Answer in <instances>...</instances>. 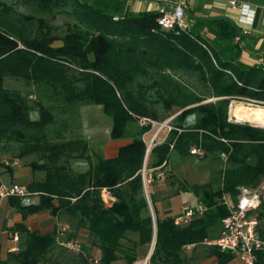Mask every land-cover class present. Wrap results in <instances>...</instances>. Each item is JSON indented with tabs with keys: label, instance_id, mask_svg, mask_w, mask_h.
Masks as SVG:
<instances>
[{
	"label": "trees",
	"instance_id": "16d2710c",
	"mask_svg": "<svg viewBox=\"0 0 264 264\" xmlns=\"http://www.w3.org/2000/svg\"><path fill=\"white\" fill-rule=\"evenodd\" d=\"M15 1L43 14L64 12L75 23L62 36L53 35L42 18L16 15L0 1V167L6 166L1 157L4 138L19 142L20 158L37 155L28 167L33 173H43L26 184L30 195L37 194L36 203L23 204V197L18 196L7 198L21 218L10 227L19 234L21 244L8 256L18 264H39L56 243L58 227L39 233L29 230L25 221L48 210L70 219L75 232L88 231L91 245L99 250L98 264H133L153 235L149 264H182L184 247L205 244V239L219 235L221 220L228 214L222 197L235 199L240 186L255 185L264 175V126L228 119L231 100L243 97L264 103V66L239 60L238 28L222 16L196 18L187 30L178 31L161 28L156 11H132L127 0ZM24 20L36 21L37 30L29 31ZM177 71L194 74L214 100L203 102L197 95L182 94L181 86L171 78ZM7 78L22 80L37 94L38 119L29 117L33 106L27 93L7 87ZM145 78L152 83H144ZM152 89L155 99L148 96ZM88 103L100 106L111 118V140L131 138L113 157L96 155L92 161L83 157L89 150L84 138L63 136L77 121L78 106ZM157 103L165 111L179 108L175 118L181 123L172 125L166 137L153 144L147 167L168 164L172 150L180 157L191 156L193 147L215 157L226 156L218 188L210 183L182 185L207 206L184 226L175 225L174 216L167 212L161 216L155 194L149 193L152 218L144 194L141 169L146 143L142 135L151 125H139L138 118L157 121L153 107ZM196 112L194 124L182 123ZM132 123H137L134 132L128 128ZM57 124L54 140L50 127ZM64 155L85 158L88 167L72 172L59 163ZM103 188L115 198L109 206L101 199ZM257 218L259 236L264 239V203ZM215 229L218 234L212 236ZM208 246L215 264H228L234 258L230 251ZM256 264H264L262 252Z\"/></svg>",
	"mask_w": 264,
	"mask_h": 264
},
{
	"label": "rangeland",
	"instance_id": "374dc122",
	"mask_svg": "<svg viewBox=\"0 0 264 264\" xmlns=\"http://www.w3.org/2000/svg\"><path fill=\"white\" fill-rule=\"evenodd\" d=\"M0 1L10 5L16 15H32L35 19L42 18L50 28L53 35L62 36L68 31V26H72V24L75 23V19L64 12H60L55 16H52L48 13L43 14L35 7L16 2L15 0ZM129 5L130 3L127 1V6ZM24 22H26L28 30L33 31L32 33L37 30L38 23L36 21L28 23V21L24 20ZM57 43L58 42H56V44ZM171 78L172 81L177 82L181 86L182 94L197 95L198 97L205 99L204 101L213 99L212 97H209L210 94L208 88L202 84L194 74L184 71H177L172 74ZM143 81L146 84L152 83V79L149 78H145ZM6 86L9 88L19 89L23 93H27L28 101L33 106V109L29 113V117L32 120L38 119V112L34 104L35 100H37V94L33 91V89H31V87H26L22 80L14 78H7ZM31 95L34 96L32 97ZM148 96L151 99H155L156 92L152 89L148 92ZM194 105L197 104H193V106ZM241 106H244L246 109L248 107H255L248 105V103H246L244 100H231L228 105V117H231L232 114L236 116V109L240 108ZM153 107L155 108L159 119L156 121V124L150 129V131L144 135V139L146 140L147 144H149V141L156 134V139L160 142L166 137V124L172 126L179 125L181 123L180 120L175 118L181 112L179 108L173 107L170 111H165L161 103L154 104ZM256 107L264 108V105H259ZM248 111L250 112V110ZM198 116L199 114L197 112L193 113L182 123L185 125H192L196 122ZM232 119L235 120L234 117H232ZM246 119L247 117L239 120L245 121ZM74 124H78V129H75L77 127H75ZM111 124V118L105 115L103 112H100L98 105L93 103L81 104L78 106L77 121L71 124V129L63 134V136L64 138H71L75 136L84 138L88 142L89 150L83 155V157L87 156L92 161H95L96 155L104 156V153L102 152L104 149H106L108 154H112L115 150V146H113V142H111L112 140L110 138ZM136 125L137 123L128 125V128H130L131 132H134ZM57 126L58 124L50 127L49 134L54 140L57 139V136L53 133V130H55ZM18 143L19 142L17 141H7L4 138L1 141V146H6L1 151L2 160L6 165L4 167H20L22 169L24 168L30 170L28 164L32 160L38 159V156L31 154L25 156L24 158H20L18 156ZM150 150L151 149H149L147 153L145 152L144 159H147V163L150 162L151 159ZM71 159L85 158H71L67 155H64L60 158L59 163L67 165L72 172L80 171L77 167L71 165ZM15 160L18 161V164L16 165L13 164ZM226 166V158H222L221 155L215 157L212 154L204 153L202 156L191 155L187 157H180L175 151L172 150L168 157V168H170L169 174L164 179H156L146 185L147 197L150 201L149 193L155 194L156 205L161 216H164L166 212L168 215L175 216L180 212L181 205L184 203H191L194 205L199 199V196L193 194V192L184 190L182 185L190 186L193 184L202 185L205 183H210V187L216 189L221 184L222 172ZM33 175L35 177H40L43 175V173L34 172ZM20 180H23V178ZM31 196L32 195L23 197V200L32 201ZM229 201L232 202V199H229ZM4 209L6 210L4 211ZM17 213V210L13 209L8 214L6 206L5 208H0V234L4 235L5 239H9L10 236L8 233L4 232L7 230V221L3 219H8L11 223L13 217L17 215ZM58 218V225L66 226L67 236L70 238L79 239L82 243V249L80 251L69 250L61 245L59 243V239H57L56 243L43 255L39 264H91L88 257L98 258L99 250L97 247L91 245L90 239L88 237V231L86 229H79L75 232L70 219L64 216ZM217 234V229L211 233L212 236H216ZM1 235L0 242H2ZM210 239L212 238L205 239L204 242ZM20 240L21 239H18L17 247H19V244H21ZM149 248L150 245L140 248L138 258L133 264H137L140 260H143L148 255ZM9 253L10 252H7L6 248L1 249L0 247V264H2L1 261H4L3 264H18L14 261V259L8 256ZM182 256L184 259L182 264H214V261L212 260L213 256L210 253V246L207 244L201 243L196 246H186L182 251ZM119 264H124V262H119ZM146 264H149V259L147 260Z\"/></svg>",
	"mask_w": 264,
	"mask_h": 264
},
{
	"label": "built area",
	"instance_id": "2783aa9c",
	"mask_svg": "<svg viewBox=\"0 0 264 264\" xmlns=\"http://www.w3.org/2000/svg\"><path fill=\"white\" fill-rule=\"evenodd\" d=\"M193 0H166L163 5H159L156 12L158 16L156 18L159 26L166 30H178L185 31L189 28L190 22L187 19V9L189 4ZM228 4L234 7L238 12L237 24L246 26L252 25L256 15V9L236 0H228ZM244 30L238 28L239 35H242ZM260 65L264 66L262 60L259 61ZM246 103L252 106L264 105L263 102L252 100L249 98H240ZM239 120L233 114L228 117L229 120ZM241 121V120H239ZM257 120L246 119L245 122H249L253 125H263ZM139 125L150 124L151 128L156 124V121L141 117L138 118ZM167 132L171 130L172 126L165 125ZM162 127V126H161ZM150 128V129H151ZM150 131V130H149ZM148 132V131H147ZM145 132L142 135V139L147 145V152L153 144L158 143L156 136L147 144L144 139ZM192 155L202 156L204 151L200 147H193L190 150ZM222 158H226L225 154H221ZM7 164V163H6ZM13 164H18L15 160ZM170 172L168 164L164 161L161 165L156 167H147V159H144V163L141 169L143 186L146 187L148 183L153 182L156 179H164ZM30 192L25 184L16 181L5 182L0 178V203L10 196L27 197ZM101 199L105 205H111L113 203V197L109 190L103 188L101 190ZM229 195H224L221 199V203L226 205L228 214L221 220V230L217 237L210 240H206L204 243L211 246H216L220 250L230 251L234 257H236L242 264H256L258 260V252L264 254V239L259 236L258 232V218L257 212L260 206L264 203V175L259 179L255 185L240 186L238 188V194L232 202ZM207 210V206L197 201L196 204L184 203L180 207V212L174 216L173 222L177 226L187 225L193 218L202 215ZM67 227L58 225L57 239L59 243L69 250L80 251L82 249V243L79 239L69 238L66 234ZM190 246V245H187ZM149 259V255L145 257V262ZM141 260L138 262L140 263ZM91 264H98L97 258L90 259Z\"/></svg>",
	"mask_w": 264,
	"mask_h": 264
},
{
	"label": "crops",
	"instance_id": "0c3cea01",
	"mask_svg": "<svg viewBox=\"0 0 264 264\" xmlns=\"http://www.w3.org/2000/svg\"><path fill=\"white\" fill-rule=\"evenodd\" d=\"M130 5L128 6L132 11H156L159 5H163L166 0H127ZM241 3H245L256 9L255 19L252 25L242 26L237 24L238 12L234 7L228 4V0H193L187 9V19L191 23L196 18L204 17H218L222 16L231 20L237 28H242L244 33L239 35V46L241 52L239 55V60L247 65H260L259 61L262 60L264 63V0H236ZM100 112H102L99 106ZM131 141L130 137L112 140L115 150L112 154H108L106 149L102 152L103 157H113L118 147L127 144ZM71 165L77 167L80 171H84L88 167V162L86 159H71ZM30 175V176H29ZM30 177V178H29ZM42 177V176H40ZM40 177H35L33 172L28 169H22L20 167L6 168L4 166L0 167V178L5 182L16 181L28 184L33 179ZM23 178V180H20ZM32 201L22 200L23 204L36 203L38 201L37 194H31ZM113 197V196H112ZM113 200L115 198L113 197ZM114 202V201H113ZM7 207V213L9 214L11 210L15 209L10 207L7 203V199L0 203V208ZM6 209H4L5 211ZM9 210V211H8ZM20 215L17 213L13 217L12 222L7 221V230L10 236L9 239H5L4 235H1L2 242H0L1 249L7 250V252H14L18 249L17 243L19 239V234L10 230V227L15 223L20 221ZM58 216L52 215L48 210L41 211L39 213L30 215L25 221L26 226L31 231H36L39 233L52 232L57 229ZM4 258V257H3ZM214 264L216 262L215 257H212ZM228 264H242L236 257H234Z\"/></svg>",
	"mask_w": 264,
	"mask_h": 264
},
{
	"label": "bare ground",
	"instance_id": "6f19581e",
	"mask_svg": "<svg viewBox=\"0 0 264 264\" xmlns=\"http://www.w3.org/2000/svg\"><path fill=\"white\" fill-rule=\"evenodd\" d=\"M254 109H256V110H254ZM248 110H250V112ZM236 117L238 119H244L247 117V119H250L253 121L258 120L261 123H264V108L248 107L246 109L244 106H241L240 108L236 109ZM137 264H146L145 258L143 260H141L140 263H137Z\"/></svg>",
	"mask_w": 264,
	"mask_h": 264
},
{
	"label": "water",
	"instance_id": "95a60500",
	"mask_svg": "<svg viewBox=\"0 0 264 264\" xmlns=\"http://www.w3.org/2000/svg\"><path fill=\"white\" fill-rule=\"evenodd\" d=\"M211 100H214V99H210V100H207V101H204V102H208V101H211ZM242 120V119H241ZM146 153H147V150H146ZM144 191H145V194H146V187L144 186ZM146 196V199H147V202H148V205H149V208H150V212H151V215H152V218H154V214H153V210H152V207H151V204H150V201L147 197V194L145 195ZM154 242H155V235H153V239L150 243V248H149V252H148V255L150 257L151 253H152V250H153V246H154Z\"/></svg>",
	"mask_w": 264,
	"mask_h": 264
}]
</instances>
